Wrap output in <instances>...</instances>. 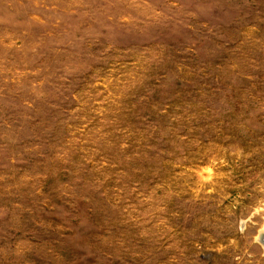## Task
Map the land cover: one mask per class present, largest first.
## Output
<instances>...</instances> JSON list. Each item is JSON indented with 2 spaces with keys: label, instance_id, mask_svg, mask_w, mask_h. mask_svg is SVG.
<instances>
[{
  "label": "rangeland",
  "instance_id": "374dc122",
  "mask_svg": "<svg viewBox=\"0 0 264 264\" xmlns=\"http://www.w3.org/2000/svg\"><path fill=\"white\" fill-rule=\"evenodd\" d=\"M262 231L264 0H0V264H264Z\"/></svg>",
  "mask_w": 264,
  "mask_h": 264
},
{
  "label": "water",
  "instance_id": "95a60500",
  "mask_svg": "<svg viewBox=\"0 0 264 264\" xmlns=\"http://www.w3.org/2000/svg\"><path fill=\"white\" fill-rule=\"evenodd\" d=\"M260 238L261 239H264V232L263 233L262 232L260 233Z\"/></svg>",
  "mask_w": 264,
  "mask_h": 264
},
{
  "label": "bare ground",
  "instance_id": "6f19581e",
  "mask_svg": "<svg viewBox=\"0 0 264 264\" xmlns=\"http://www.w3.org/2000/svg\"><path fill=\"white\" fill-rule=\"evenodd\" d=\"M262 232H264V231H262Z\"/></svg>",
  "mask_w": 264,
  "mask_h": 264
}]
</instances>
